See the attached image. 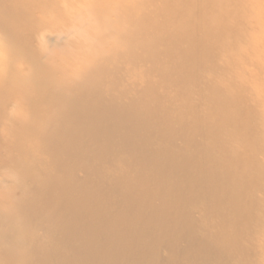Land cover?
Segmentation results:
<instances>
[{
    "label": "rangeland",
    "instance_id": "1",
    "mask_svg": "<svg viewBox=\"0 0 264 264\" xmlns=\"http://www.w3.org/2000/svg\"><path fill=\"white\" fill-rule=\"evenodd\" d=\"M134 1L0 0V251L3 252L0 253V264H26L27 261L22 262L18 256L20 246L25 244L31 249L39 240L38 244L42 246L48 242L51 244L52 240L47 235L50 229H54L55 223L52 222L73 224L78 216L74 207L47 212V207L42 205L33 215L44 216L46 222L37 226L28 224V217L21 216L14 206L25 199H32L33 191L42 182L51 181L54 185L64 186L74 178L102 187L103 175L111 171L94 166L95 162L90 157L98 144L91 139L88 131H81L78 127L70 133H62L58 137L59 143L52 150L44 147L57 128L56 110L78 98L81 87L88 92L96 84L99 85L100 92L113 105H137L133 115L143 119L145 113L141 107L149 106L154 98L147 92L148 87L166 77L162 81L165 84L160 95L166 102L175 105L176 112L184 109L183 118L186 120L184 125L175 120V126L169 130L154 129L147 148L155 153L173 152L180 160L178 156L194 152V147L203 143L201 152L213 163L209 173L217 174L212 185L218 186V189L227 176L235 175L237 171L218 175L225 170L223 164L217 162L223 156L253 152L256 159H263L264 162V70L259 74L250 72L259 66V56H264V29L249 36V48L240 49L241 54H234L235 50H232L230 55L231 48L223 50L225 40H222L209 55L215 63L203 65L200 69L202 75L195 82L193 70L179 65L182 61L179 57L174 58V52L192 49L194 26L202 31L207 27L228 26L229 22L211 10L210 15H205V3L199 0H183L182 3L174 0V5L183 8L186 16L193 17L185 24L176 21L172 13H161L165 7L162 2L171 3L173 0H156L153 4L145 0L146 3L141 5ZM142 17L146 18L136 25L137 19ZM150 23L160 29L154 30ZM261 26L264 27V24ZM151 33L154 36L150 37ZM133 37L139 39L138 43L130 42ZM229 43L230 39L227 40L228 46ZM169 46L173 47L171 57L151 54L154 49L162 50ZM207 54H203L200 60H207ZM248 59L255 64H247ZM246 74L252 77L247 78ZM182 76L187 81L178 83V78ZM255 77L259 78L258 81ZM242 83L245 87L240 89ZM237 87L240 90L236 92ZM176 91L182 93L180 97ZM232 96L246 97L249 102L239 103ZM54 98L57 101H53ZM213 99L222 102V105L217 108L208 102ZM195 103L201 116L209 111L216 113L217 124L204 126V130L195 128L193 122L187 124L190 106ZM240 109L244 113H254L242 131L237 128L240 121L247 120V115L240 116ZM177 114L182 117L180 112ZM207 127L215 135L207 136ZM251 130L255 133H250ZM249 142L256 146L251 147ZM79 143L83 150H80ZM125 146L126 142L119 139L114 153L110 149L108 155L116 162L113 170L117 173L124 172V162L133 160ZM248 168L254 169V166ZM91 174L93 179L90 181ZM166 180L169 185L177 186L174 179ZM152 192L156 196L157 190ZM213 194L218 200H214L215 203L220 205L221 193L213 189ZM253 196L259 202L257 210L262 213V221L258 222L254 240L248 238L246 231L241 234L240 251L235 254L225 251L220 244L233 239V233L226 232L220 220V215L225 216L229 209L217 210L213 203L209 204L208 213L206 208L201 209L205 207V198L201 196L195 200L197 202H192L194 196L187 191L181 192L177 198L168 197L169 202H182L187 206L192 202L189 228L196 232L190 236L188 231L183 230L182 236L175 240L173 246L176 253L171 258V264H220L222 260L240 264L263 259L264 196ZM224 197L225 201H233L231 193ZM106 200L112 201L109 198ZM232 205V209H241L248 207L249 202L237 200ZM207 225L210 227L206 236L197 233ZM170 235L175 236V233ZM218 235L219 241L214 242L218 243L217 247L210 249L204 238L215 241ZM78 256L82 258V255Z\"/></svg>",
    "mask_w": 264,
    "mask_h": 264
},
{
    "label": "bare ground",
    "instance_id": "2",
    "mask_svg": "<svg viewBox=\"0 0 264 264\" xmlns=\"http://www.w3.org/2000/svg\"><path fill=\"white\" fill-rule=\"evenodd\" d=\"M146 1L149 4L156 2V0ZM146 1L135 0L134 3L141 5ZM182 1L179 0L180 3ZM199 1L205 3L203 7L205 15H210L211 10L216 16L227 20L229 24L228 26L207 27L202 31L194 26L191 33L192 49L174 52V58L179 57L182 61L179 65L189 68V71L193 70L194 77L192 78H195V82L202 75L200 69L203 65L215 63V59L209 55L217 49L222 40H225V44H222L223 50L231 48L230 55L232 50H235L234 54H241L240 49L249 48V36L264 29L261 26L264 24V0ZM162 4H165L162 14L172 13L176 21L179 20L184 24L192 21V15L186 16L183 8L174 5V0L171 3L165 1ZM145 18L137 19L136 25ZM147 20L149 21L148 18ZM143 21L147 23L146 20ZM150 25L154 30L160 29L156 24L150 23ZM153 34L151 33L150 37L154 36ZM229 39L228 46L227 40ZM138 41L137 37L130 39V42L134 44ZM205 53H208L207 60H200ZM151 54L156 57L158 55L171 57L173 47L169 46L162 50L154 49ZM262 60L264 56H259V66L254 67L250 72L259 74L263 71ZM247 64H255V62L248 59ZM245 77L251 78L252 76L246 74ZM165 78L162 81H165ZM254 79L258 81L259 78ZM162 81L148 87L147 92L154 98L149 106L141 107L145 113L143 119L133 115V110L137 108V105L133 103L113 105L109 99H106L103 92H100L97 84L93 90L88 92L81 87V95L78 98L68 101L56 110L57 128L55 134L44 143V147L52 150L59 143L58 137L62 133H70L78 127L81 131H88L91 139L98 144L90 157V160L95 162L94 166H97L99 170L103 167L111 171L103 175L102 187L93 183L79 182L74 178L64 186L54 185L51 181L42 182L38 189L33 191L32 199H25L21 204L14 206L21 216L28 217L27 223L34 226L46 222L44 216L42 218L41 215H33L34 211H39L42 205L47 207V212L74 207L78 214L73 224L69 222L59 225L58 222H52L55 223L54 229H50L47 235V238L52 240L51 244L48 242L42 246L38 244L39 240L34 243L33 248L30 247L31 249L25 247V244L20 246L22 248L18 256L22 262L27 261L26 264H171V258L176 253L173 243L182 236L183 230L188 231L190 236L196 233L190 231L189 228L192 222V216H189L192 202H197L195 200L203 196L205 207L201 209L206 208L205 210L209 213V204L217 200L213 189L221 193L220 205L215 203L216 209L230 210L225 216L220 215L221 224L225 226L226 232L233 233V239H228L225 243L220 242L225 251L238 253L240 237L245 231L248 233V238L254 240L258 222L262 221V213L258 212L259 202L254 199L253 195L264 196L263 159H256L253 152H237L234 157L223 156V159L217 162L222 163L225 170L219 172L218 175L230 170L237 171L235 175L227 176L224 184L218 189V186L212 185L217 174L209 173L210 165L213 163L207 160L206 155L201 152L203 143L195 146L194 152L182 155L183 159L181 155L178 156L181 157L180 160H177L173 152L155 153L149 150L147 145L152 141L154 129L169 130L171 126H175L174 122L178 121L184 125L186 120L183 118L184 109L177 111L182 114V117H179L175 105L172 106L173 104H169L171 102L166 99L168 103L161 97L160 90L165 84ZM186 81L187 78L183 76L178 78V83ZM244 87L243 83L239 86L240 89ZM239 88L235 89L236 92L240 90ZM181 94L180 91H176L178 97ZM232 98L239 103L249 102L243 96H232ZM53 101H57L56 98ZM208 102L217 108L222 105V102L214 99ZM190 111L191 114L186 123L193 122L198 130H204V126L210 124H217L216 113L209 111L205 113V116H201L197 103L190 106ZM238 113L240 116L247 115V120L240 121L237 128L242 131L246 129L254 113L250 111L244 113L242 109ZM207 130V136L214 134L209 127ZM250 133H255V130H251ZM119 139H122L123 143L126 142L125 147L133 159L124 162L125 169L122 173L113 170L116 162L110 160L108 156L110 149L114 153ZM249 144L251 147L256 146L250 142ZM74 145L76 146V142ZM79 147L80 150L84 149L80 143ZM134 155L135 158H133ZM234 158L237 160L233 161ZM250 166H254V169L248 168ZM168 178L174 179L177 186L169 185L166 180ZM89 179L90 181L93 179L92 174ZM152 190H157L156 196ZM183 191L191 192L194 196L189 206L186 203L167 200L168 197L177 198ZM228 193H231L233 201L247 200L249 206L232 209L233 201H225L224 196ZM106 198L112 201L109 202ZM209 227L207 225L203 231L197 233L206 236ZM171 232L175 233V236H171ZM204 239L210 249H215L218 243L214 242L219 241L220 237L218 235L215 241L209 238ZM13 252L14 250L12 254ZM0 253L3 252L0 251ZM78 255H82V258L79 259ZM262 258L254 263L242 262L240 264H264V256ZM220 264L229 263L222 260Z\"/></svg>",
    "mask_w": 264,
    "mask_h": 264
}]
</instances>
